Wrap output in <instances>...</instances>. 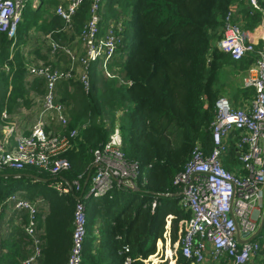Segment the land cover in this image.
I'll return each mask as SVG.
<instances>
[{"label":"trees","instance_id":"16d2710c","mask_svg":"<svg viewBox=\"0 0 264 264\" xmlns=\"http://www.w3.org/2000/svg\"><path fill=\"white\" fill-rule=\"evenodd\" d=\"M103 1L101 33L106 30L108 17L116 12L115 3L125 13L121 51H126L127 58L112 78L101 74L97 63H92L88 91L75 78L59 84L60 101L69 107V130L87 125L81 130L77 146L66 153L72 168L56 177L38 169H5L1 173L11 170L21 175L0 173V201L19 190L30 199L45 198L49 204L44 219L46 238L55 240L58 250L42 264H66L73 243L77 197L83 189L61 193L54 183L79 178L85 184L89 174L91 182L96 171L94 150L107 141L112 127L119 122L124 152L141 166L137 189L115 186L103 196L86 198L84 192L87 236L82 264H126L127 258L128 264H167L159 258L160 252L156 253L155 243L159 239L161 250L169 215L172 241H178L180 221L190 213L180 204L175 177L184 170L197 143L207 154L213 149L211 128L219 97L217 81L222 67L233 61L217 41L222 38L226 15L237 0ZM91 6L92 0H84L75 14L77 30L86 25ZM253 16L255 20L261 18L259 12ZM0 35L8 38L4 32ZM119 111L122 114L118 117ZM107 112H112L111 124L105 122ZM231 152L236 158L234 148ZM233 164L227 161V168L234 170ZM155 198L158 205L153 210ZM96 224L99 236L94 233ZM23 242L19 240V247L11 255L14 264L26 258ZM165 254L168 264H192L180 249L177 263L169 245Z\"/></svg>","mask_w":264,"mask_h":264},{"label":"built area","instance_id":"2783aa9c","mask_svg":"<svg viewBox=\"0 0 264 264\" xmlns=\"http://www.w3.org/2000/svg\"><path fill=\"white\" fill-rule=\"evenodd\" d=\"M83 1L70 0L68 4L58 6L57 14L68 27L73 26L75 14ZM248 1L252 13L261 12L264 18V5L260 0ZM26 3L27 0H0V32L11 39L17 35ZM103 4V0H92L90 18L79 34L84 53L74 46L52 42L54 52L62 51L67 55L69 68L61 69L43 62L29 66L32 75L46 80L43 108L27 135L13 136L15 127L4 126L3 136H0V170L22 171L34 166L56 177L72 168L66 153L77 146L81 130L87 125L69 130L70 117L65 105L57 102L56 87L61 81L75 78L88 91L92 63H97L106 77L118 75L115 61L121 55L125 28L121 23L110 22L101 33ZM218 47L237 61L248 56L254 58L244 83L254 89L255 96L249 109L235 108L225 96L217 99L211 128L212 151L205 153L202 145L197 143L184 170L175 177L174 182L180 188V204L190 213L188 218L180 221L178 249L193 264H204L207 257L214 263L251 264L261 252L264 258V224L261 233L249 240L258 232L264 218V23L248 33L233 20L232 10L229 11ZM47 116L62 125V129L49 128ZM123 145L121 128L116 125L108 140L94 150L97 166L90 185L88 183L85 188L79 178L72 182L54 183L61 193L83 189L75 207L73 243L66 264L83 262L87 236L84 192L86 198L103 196L115 186L137 189L141 166L126 156ZM232 148L237 152L241 170H230L225 165ZM10 199L17 211L26 212V219L22 216L20 224L35 248V253L20 264H37L42 253L38 205L19 193H14ZM157 205L155 198L152 209ZM2 250L0 239V253ZM125 250L129 251V248ZM128 263L130 258L126 260Z\"/></svg>","mask_w":264,"mask_h":264},{"label":"crops","instance_id":"0c3cea01","mask_svg":"<svg viewBox=\"0 0 264 264\" xmlns=\"http://www.w3.org/2000/svg\"><path fill=\"white\" fill-rule=\"evenodd\" d=\"M69 1L70 0H27L23 19L19 25L16 37L13 39L8 37V39L0 35V54L4 53V56L1 57L0 55V136H3L5 125H12L15 127L13 136L27 135L30 133L32 126L39 119L43 108L46 80L42 77L32 75L29 72V66L40 65V63L43 62L53 67L67 69L70 66V60L64 52H54L52 49V42L59 41L64 45L74 47L83 44L79 39L81 31L77 30L74 24L72 27H68L67 23L57 14L58 6L61 4L66 5ZM260 2L264 3V0H260ZM119 10L118 4L115 3L114 11L116 12L113 13V16L108 17L109 21L105 28L108 27L110 22L116 24L121 23L123 28H125V13ZM232 12L233 20L248 33H252L259 25L264 23L263 14L261 12H259L261 14L259 20L253 19L254 14L252 13V7L248 0H237ZM123 46L120 47V51ZM79 50V52L84 53L83 47ZM126 58V51L125 53L121 51V55L115 61L118 68L120 67L118 72L121 70V61L124 62ZM253 60L254 58L252 56H248L241 61L233 59L232 63L224 65L220 70L217 81L219 97L225 96L230 99L235 108L249 109L251 107L255 91L253 88L245 85L244 77ZM77 68L80 69L81 66L78 64ZM100 73L103 74L101 71ZM61 82H59L56 87V99L57 102L65 105L66 112L70 115L69 107L60 101L58 86ZM105 122H107L106 119ZM47 125L54 130L62 129V125L49 116H47ZM116 125L120 127L118 122L115 126ZM78 126H81V124ZM114 127H112V130ZM231 142L233 141L231 140ZM227 161L234 162V170H241L238 159L237 157H232V152L228 158H226V167ZM33 167L34 166H29L24 170L31 172H34L36 169L39 170V168ZM2 171L3 170H0V173ZM11 174H14L15 177L21 175V173ZM14 193H19L25 198L23 190ZM10 196L7 197L5 201H1L2 205H0V239L2 240L3 248L0 253V264H14L12 263L11 255L16 251V248L19 247L18 243L20 239L24 240L22 244L26 257L35 253L32 240H29L20 224L21 217L27 214L24 211L19 212L14 208V203L10 199ZM37 205L40 216V218L38 216L39 238L41 239L42 251L40 257L37 259V264H42L46 257L50 258L51 255L53 256L57 253L58 243L55 240L46 238L44 219L49 212L48 201L45 198L41 199L37 202ZM167 223V230L165 233L170 235L172 229V215L168 216ZM74 228L75 224L73 222V232ZM204 264L226 263L225 261L214 263L207 257ZM251 264H264L263 253L261 252L252 260Z\"/></svg>","mask_w":264,"mask_h":264},{"label":"rangeland","instance_id":"374dc122","mask_svg":"<svg viewBox=\"0 0 264 264\" xmlns=\"http://www.w3.org/2000/svg\"><path fill=\"white\" fill-rule=\"evenodd\" d=\"M83 46L80 44V45H78V47L76 46V49L78 50V51H80L79 49L80 48H82ZM124 48V47H123ZM121 62H123V61H121ZM120 68V67H119ZM117 73V72H116ZM111 113L112 112H107V113H104V115H106L104 118H106V120H107V123H109V124H111ZM122 114V111H119L118 113H117V116L119 117L120 115ZM101 118H103V117H100V119ZM119 123V122H118ZM7 173H11V170L10 171H8ZM6 173V174H7ZM25 198L26 199H28V200H30V201H32V202H38L39 200H41V199H44V198H42V197H37V198H35V199H30V198H28L26 195H25ZM0 205H2L1 204V201H0ZM23 218L24 219H26V216L25 215H23ZM168 224V223H167ZM98 227H99V224H96V226H95V231H94V233H95V235L96 236H99V231H98ZM165 236H166V239H161L163 242H162V247H161V250H160V247H159V239L156 241V243H155V246H156V253H158V252H160V255H159V258L161 259V261L162 262H166L167 264H168V260H167V255L165 254V248L169 245L172 249H173V252H174V255H173V257H174V260L176 261V257H177V252H178V241H176V242H174V241H172V238H171V234L169 235H167V233H165ZM98 242V241H97ZM24 253H25V251H24ZM176 253V254H175ZM19 258L21 259V257L19 256ZM24 258H22L21 260H20V262L23 260ZM19 262V263H20ZM151 264H153L152 262H150ZM176 263H177V261H176Z\"/></svg>","mask_w":264,"mask_h":264},{"label":"water","instance_id":"95a60500","mask_svg":"<svg viewBox=\"0 0 264 264\" xmlns=\"http://www.w3.org/2000/svg\"><path fill=\"white\" fill-rule=\"evenodd\" d=\"M93 166L96 167L97 164L94 163ZM90 178H91V174H89V175L87 176V179H86V182H85V185H84L85 188L87 187V185H88V183H89V181H90ZM81 197H82V195L78 196L77 199H80ZM263 224H264V218H263L262 221H261V224H260V227H259V229H258V232H257L255 235H253L249 240L254 239L257 235H259V233H261L262 228H263Z\"/></svg>","mask_w":264,"mask_h":264}]
</instances>
